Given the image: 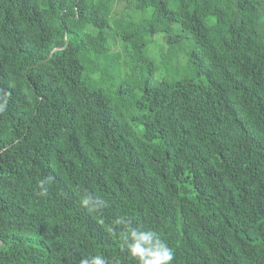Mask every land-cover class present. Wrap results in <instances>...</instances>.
Instances as JSON below:
<instances>
[{
	"label": "trees",
	"instance_id": "obj_1",
	"mask_svg": "<svg viewBox=\"0 0 264 264\" xmlns=\"http://www.w3.org/2000/svg\"><path fill=\"white\" fill-rule=\"evenodd\" d=\"M137 244L264 264V0H0V264Z\"/></svg>",
	"mask_w": 264,
	"mask_h": 264
},
{
	"label": "clouds",
	"instance_id": "obj_2",
	"mask_svg": "<svg viewBox=\"0 0 264 264\" xmlns=\"http://www.w3.org/2000/svg\"><path fill=\"white\" fill-rule=\"evenodd\" d=\"M41 186H43V182H41ZM46 189L41 194H46ZM85 203H88L86 200ZM135 235V233L133 234ZM144 239H147L145 236ZM165 248L163 254L159 252H145V249H142L139 244H137L133 249V254H140L143 264H164L166 261L172 260V253L170 250L166 249V246H162ZM144 255H150L155 257L154 259H144ZM82 264H88L87 261H83ZM94 264H104L103 260L100 257L94 258Z\"/></svg>",
	"mask_w": 264,
	"mask_h": 264
},
{
	"label": "rangeland",
	"instance_id": "obj_3",
	"mask_svg": "<svg viewBox=\"0 0 264 264\" xmlns=\"http://www.w3.org/2000/svg\"><path fill=\"white\" fill-rule=\"evenodd\" d=\"M156 41L158 42V43H160V45H164L165 44V38L163 37V36H159V37H157L156 38Z\"/></svg>",
	"mask_w": 264,
	"mask_h": 264
}]
</instances>
